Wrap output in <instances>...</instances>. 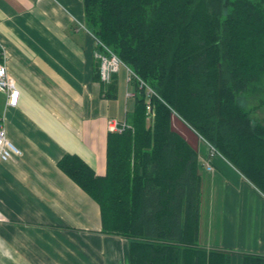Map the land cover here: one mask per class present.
I'll return each mask as SVG.
<instances>
[{"label":"trees","instance_id":"obj_1","mask_svg":"<svg viewBox=\"0 0 264 264\" xmlns=\"http://www.w3.org/2000/svg\"><path fill=\"white\" fill-rule=\"evenodd\" d=\"M82 3L86 29L133 72L134 104L129 126L107 134L104 175L72 154L58 167L98 204L102 230L127 239L128 264H230L228 251L197 242L200 164L176 120L264 195V122L253 115L264 106V0ZM111 79L100 82L108 99ZM242 264L264 256L242 254Z\"/></svg>","mask_w":264,"mask_h":264},{"label":"crops","instance_id":"obj_2","mask_svg":"<svg viewBox=\"0 0 264 264\" xmlns=\"http://www.w3.org/2000/svg\"><path fill=\"white\" fill-rule=\"evenodd\" d=\"M94 52L82 0H0V62L19 90L13 106L0 91V126L20 150L0 162V264H128L127 239L102 230L98 204L58 167L72 154L104 175L107 119L133 109L117 78L115 98L102 92ZM182 126L200 164L198 244L230 264L264 256V195Z\"/></svg>","mask_w":264,"mask_h":264},{"label":"built area","instance_id":"obj_3","mask_svg":"<svg viewBox=\"0 0 264 264\" xmlns=\"http://www.w3.org/2000/svg\"><path fill=\"white\" fill-rule=\"evenodd\" d=\"M97 41L100 43L99 40ZM107 51L110 53L108 49ZM99 57L102 60V67L100 68V78L102 80L109 81L112 72L118 71L120 65L124 66L127 71V80L130 78L131 75H133L131 69L126 66L116 55L111 54L110 57L106 55H99ZM0 91L4 93V95L7 97V105L13 106L17 103L19 97V90L15 85L14 78L7 72L6 66L3 62H0ZM150 94H152V92L150 88H147V98L145 101L146 110L148 113H154L153 107L150 104V98L148 97ZM126 96L134 97L135 92L128 91L126 93ZM106 124L107 130L114 133H121L127 127V124L124 120L123 122H121L111 118L107 121ZM206 144L209 146L211 153H215L214 148L210 144ZM19 154L20 150L7 138L5 128L3 126H0V162L11 160L13 157L18 156ZM207 168L211 169V166L207 165Z\"/></svg>","mask_w":264,"mask_h":264},{"label":"rangeland","instance_id":"obj_4","mask_svg":"<svg viewBox=\"0 0 264 264\" xmlns=\"http://www.w3.org/2000/svg\"><path fill=\"white\" fill-rule=\"evenodd\" d=\"M85 30H87L89 33H91L88 29H86V24H85ZM92 34V33H91ZM94 36V35H93ZM95 39V38H94ZM97 39V38H96ZM95 39V52H94V56H95V59H96V66H95V69H96V67H97V71H98V77H100V68L102 67L101 66V63H102V60L100 59V57H99V55H103V56H108V57H110L111 56V54H114V55H116L115 53H113V52H111L109 49H108V47L106 46V45H104L103 44V42L102 41H100V43L97 41ZM99 47H100V49H99ZM110 51V53L107 51V49ZM103 49V50H102ZM101 51V52H100ZM105 51V52H104ZM117 56V55H116ZM107 57V58H108ZM118 57V56H117ZM99 62V63H98ZM116 74V78H117V80H118V94H119V96H122V97H124L123 95H124V93H125V96H126V93L129 91V92H134V90H133V86L132 85H130L129 86V89H126L125 90V84H126V79H127V71H126V69H125V67L124 66H122V65H120V67H119V69H118V71H114V72H112V74ZM111 78H112V75H111ZM110 78V80L109 81H104V80H102L101 78L98 80V82L100 83V82H103V83H110L111 82V79ZM132 89V90H131ZM151 90V92H152V94H155V92L152 90V89H150ZM102 92L103 93H105L104 92V90L102 89ZM126 99L128 100V102H127V104H128V109L130 110V108L132 107V105H133V98L132 97H127L126 96ZM256 102H257V100H248L246 103H248L250 106L252 105H255L256 104ZM114 105V106H113ZM118 105V103L117 102H114L113 100H112V106L113 107H115V109L117 108L118 109V112L119 113H115V114H119V118H123L124 117V114H125V109H124V101H121V103H120V106L118 107L117 106ZM117 106V107H116ZM248 107V106H247ZM253 115H255L259 120H261V121H263L264 122V106H262V107H260L257 111H255V114H253ZM153 117H154V114L153 113H148L147 112V110H146V124L147 125H149L150 123H152V120H153ZM175 117V118H174ZM173 118L174 119H176L177 118V116L175 115V114H173ZM110 118H108L107 119V121L109 120ZM111 119H114V120H117V121H121V122H123V120H119V119H116V118H111ZM181 121V120H180ZM179 120H178V118H177V120H176V124H177V126L179 127V126H182V125H184V124H182V121L180 122ZM129 125L127 124V127H128ZM185 127V126H184ZM106 128H107V125H106ZM179 130L181 131V129L179 128ZM184 130V129H183ZM108 131V130H107ZM108 133H114V132H110V131H108L107 132V134ZM107 137V136H106ZM106 233V232H105ZM107 234H109V233H107ZM120 236V235H119ZM122 237V236H121Z\"/></svg>","mask_w":264,"mask_h":264},{"label":"bare ground","instance_id":"obj_5","mask_svg":"<svg viewBox=\"0 0 264 264\" xmlns=\"http://www.w3.org/2000/svg\"><path fill=\"white\" fill-rule=\"evenodd\" d=\"M101 52V51H100ZM105 52V51H104ZM97 70V69H96ZM115 74V73H114ZM99 79H100V77H99ZM106 93V92H105ZM154 95V94H153ZM5 98V97H4ZM129 116V115H128ZM127 119V118H126ZM107 125V124H106ZM123 132V131H122ZM197 134V133H196Z\"/></svg>","mask_w":264,"mask_h":264}]
</instances>
